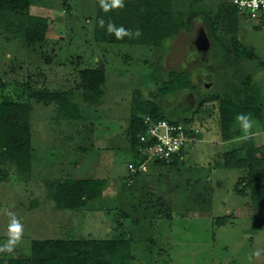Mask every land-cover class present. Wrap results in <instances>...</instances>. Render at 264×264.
Returning a JSON list of instances; mask_svg holds the SVG:
<instances>
[{
    "label": "rangeland",
    "instance_id": "obj_1",
    "mask_svg": "<svg viewBox=\"0 0 264 264\" xmlns=\"http://www.w3.org/2000/svg\"><path fill=\"white\" fill-rule=\"evenodd\" d=\"M226 2L170 0L171 10L189 26L183 34L200 23L208 48L199 52L186 45L179 68L190 74L194 89L165 95L157 88L166 70L176 66L182 34L157 47L96 43L95 0H29L28 14L44 17L47 32L43 42L27 45L19 29L24 15L0 13V102L30 104L32 152L23 174L0 156V244L6 241L7 212L24 225L21 244L0 253L1 259L27 255L32 240L127 235L131 264H264V210L251 203L247 191L243 196L233 192L236 185L244 188L237 183L242 171L220 167L219 154L236 148L244 133L235 120L231 141H222L216 101L225 96L243 105L254 97L260 115L252 118L250 135L264 149V19L237 14L235 39L250 55L238 59L229 24L217 20L229 11ZM100 66L103 94L98 104L84 103L78 73ZM63 92L82 106L75 122L58 113L54 100L31 97ZM137 98L156 103L170 118L194 114L191 125L199 135L181 165L156 166L143 158L149 165L127 170L126 129L131 101ZM100 127L107 132L98 136ZM77 160L85 162L82 178L104 180L105 187L81 210L57 209L44 183L69 178ZM135 174L140 180L129 182ZM158 204L169 209V219L157 214ZM222 217L224 223L217 225ZM256 222L261 224L255 227Z\"/></svg>",
    "mask_w": 264,
    "mask_h": 264
},
{
    "label": "trees",
    "instance_id": "obj_2",
    "mask_svg": "<svg viewBox=\"0 0 264 264\" xmlns=\"http://www.w3.org/2000/svg\"><path fill=\"white\" fill-rule=\"evenodd\" d=\"M225 18L217 16V20H226L229 24L228 33L233 41V53L237 58H250L235 39L233 25L237 16L227 2ZM29 0H0V13H12L24 15V23L20 24V31L27 45H35L43 42L47 32V20L28 14ZM103 18L105 27L101 28L98 21ZM114 23L135 32L140 30L139 37H124L117 40L114 35L108 34L107 24ZM188 24L183 20L180 12L171 10L170 0H124L122 9L103 12L95 0L92 39L96 43L116 45H138V46H163L164 42L179 34L188 31ZM79 87L81 99L84 103H96L102 96V86L105 81L104 68H87L79 71ZM194 89L190 74L182 68L166 70L165 80L157 88L161 95L173 94L185 90ZM249 92V90H246ZM31 97L40 101H53L58 105V113L63 115L67 121L75 122L81 118V111L77 104L68 99L65 92L58 94H31ZM218 104V126L222 141H231L230 127L236 120L238 113L249 114L254 110L252 118H259L258 103L251 97L245 104L236 105L228 97L217 96ZM200 106V105H199ZM31 112L29 103L0 102V156L13 163L16 170L23 174L31 165V130L29 126V115ZM195 113V112H194ZM194 114L189 118H170L158 105L149 100L139 98L132 99L126 136L128 140L129 162L132 166H139L144 159L137 152L138 137L145 132L142 123L143 116L153 119L166 120L181 125L188 137H193L189 144L181 148L178 154L173 155L168 162H152L156 166H177L183 162L184 155L199 135L196 127L191 125ZM197 131L194 134V131ZM242 138V137H241ZM240 139V138H238ZM220 167L224 169H236L244 174L237 183L244 188L233 192L238 196L249 194V200L256 208L264 210V149L263 145L256 143L253 135L249 134L246 140L240 139L236 148L224 151ZM179 157L182 160L179 161ZM133 169V168H132ZM131 171V170H130ZM136 173V172H135ZM136 175V174H135ZM1 181V176H0ZM104 180L101 179H61L51 180L44 183V191L55 208L69 211L81 210L87 202L95 200L103 188ZM157 214L161 213L169 219V209L158 204ZM224 217L217 218L216 224L224 223ZM261 222H256L257 227ZM118 229L122 227L117 225ZM131 238L127 235L117 239H43L32 240L29 243L28 254L25 256H14L3 260L0 264H131Z\"/></svg>",
    "mask_w": 264,
    "mask_h": 264
},
{
    "label": "built area",
    "instance_id": "obj_3",
    "mask_svg": "<svg viewBox=\"0 0 264 264\" xmlns=\"http://www.w3.org/2000/svg\"><path fill=\"white\" fill-rule=\"evenodd\" d=\"M228 3L237 14L264 19V0H228ZM142 123L145 125V132L138 137L137 152L141 158L150 162H168L193 139L188 137L179 124L150 116H143ZM196 133L195 130L194 134ZM181 160L182 157H179V161ZM132 168V164L128 162L127 170Z\"/></svg>",
    "mask_w": 264,
    "mask_h": 264
},
{
    "label": "clouds",
    "instance_id": "obj_4",
    "mask_svg": "<svg viewBox=\"0 0 264 264\" xmlns=\"http://www.w3.org/2000/svg\"><path fill=\"white\" fill-rule=\"evenodd\" d=\"M99 7L105 13L122 9L124 7V0H98ZM98 25L103 28L105 27V21L101 18L98 21ZM108 34L114 35L117 40H121L124 37H139L141 32L137 29L135 32L125 29L123 26H116L114 23L109 22L106 29ZM236 121L240 124L241 131L244 133L242 140L249 138L250 130L253 126V120L250 114L238 113ZM8 223L6 227V241L0 244V253L7 252L11 253L16 247H18L24 235V225L16 217L15 213L7 212Z\"/></svg>",
    "mask_w": 264,
    "mask_h": 264
},
{
    "label": "water",
    "instance_id": "obj_5",
    "mask_svg": "<svg viewBox=\"0 0 264 264\" xmlns=\"http://www.w3.org/2000/svg\"><path fill=\"white\" fill-rule=\"evenodd\" d=\"M182 42L180 52L176 59V66L174 68L179 67V63L181 62L183 56L186 53V45L191 44L196 51H205L208 48V41L205 34V31L200 23H197L194 30L188 34H182Z\"/></svg>",
    "mask_w": 264,
    "mask_h": 264
},
{
    "label": "crops",
    "instance_id": "obj_6",
    "mask_svg": "<svg viewBox=\"0 0 264 264\" xmlns=\"http://www.w3.org/2000/svg\"><path fill=\"white\" fill-rule=\"evenodd\" d=\"M238 59H240V58H238ZM74 103V102H73ZM99 102H96V104H98ZM75 104H77L78 105V107H79V109H80V111L82 110V106L81 105H79L77 102H75ZM103 130V131H102ZM106 131V128H104V129H102L101 127H100V129H98V131H96V135L97 134H99L98 136H100L101 134H102V132H105ZM101 132V133H100ZM107 132V131H106ZM96 151H99L98 149L96 150ZM79 159H81V158H79ZM129 159H130V157H129ZM144 161V160H143ZM143 161H141V163H140V165L139 166H137L138 168H140V167H143V166H146V165H149L148 163V161H146V162H143ZM77 162H78V165L76 164V165H74V168L72 167L71 168V170H68V172H69V175H70V177H69V179H73V180H79V179H90V178H82L81 176L82 175H84V172L81 170V164H85V162H83V161H81V160H77ZM80 162V163H79ZM128 162H129V160H128ZM128 162H127V164H128ZM127 166V165H126ZM136 176H137V174H136ZM119 179V178H118ZM140 180V178H139V175L137 176V177H134V178H132V180H130L129 182H132V181H134V180ZM121 179H119V181H120ZM155 185V184H154Z\"/></svg>",
    "mask_w": 264,
    "mask_h": 264
}]
</instances>
